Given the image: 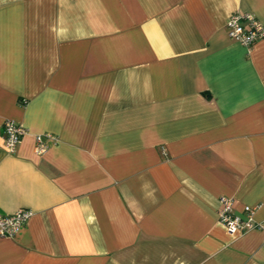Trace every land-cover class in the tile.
Here are the masks:
<instances>
[{"label":"crops","instance_id":"obj_1","mask_svg":"<svg viewBox=\"0 0 264 264\" xmlns=\"http://www.w3.org/2000/svg\"><path fill=\"white\" fill-rule=\"evenodd\" d=\"M234 11L264 26V0H0V215L31 211L0 264H264V37Z\"/></svg>","mask_w":264,"mask_h":264},{"label":"built area","instance_id":"obj_2","mask_svg":"<svg viewBox=\"0 0 264 264\" xmlns=\"http://www.w3.org/2000/svg\"><path fill=\"white\" fill-rule=\"evenodd\" d=\"M225 26L231 39L237 41L247 50L261 37H264V26L250 13L234 11L226 19ZM5 147L8 151H13L21 136L26 132L24 126L13 120L3 123ZM46 139L56 142L57 138L50 133L37 134L35 136V152L43 153L48 148ZM220 207L218 209V221L231 232H245L260 226L255 220L256 206L246 205L243 214L238 215L233 212L232 199L219 197ZM31 211L28 209H18L9 215H0V236H14L27 222Z\"/></svg>","mask_w":264,"mask_h":264}]
</instances>
